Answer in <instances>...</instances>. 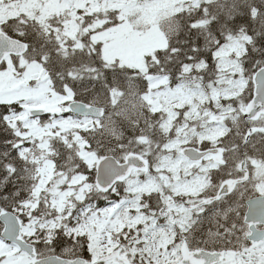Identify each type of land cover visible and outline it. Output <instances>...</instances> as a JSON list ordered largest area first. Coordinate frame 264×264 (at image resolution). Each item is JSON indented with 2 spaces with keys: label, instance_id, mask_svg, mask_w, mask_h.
<instances>
[{
  "label": "snow or ice",
  "instance_id": "obj_1",
  "mask_svg": "<svg viewBox=\"0 0 264 264\" xmlns=\"http://www.w3.org/2000/svg\"><path fill=\"white\" fill-rule=\"evenodd\" d=\"M176 7L133 66L121 0H0V264H264V0Z\"/></svg>",
  "mask_w": 264,
  "mask_h": 264
},
{
  "label": "rangeland",
  "instance_id": "obj_2",
  "mask_svg": "<svg viewBox=\"0 0 264 264\" xmlns=\"http://www.w3.org/2000/svg\"><path fill=\"white\" fill-rule=\"evenodd\" d=\"M182 4V0H145L144 3H138L137 0H121V4L129 9L130 12L139 13L134 24L138 28L121 29L111 35L110 51L114 55H121L125 62L135 66L137 63L142 64L143 54L151 52L156 48H162L165 45V31H167L169 22L173 21L175 13L178 11L176 5ZM190 4L194 5V0H189ZM4 16L13 15L4 11ZM242 51V49H239ZM10 85L7 78L0 80V90L6 91ZM166 104H171L172 99L168 96H161ZM31 133L36 138H41L44 143L39 146L43 150L38 158L43 159L41 165V173L44 176L45 182L58 177L56 172L57 165L50 157L54 155L49 152L48 140L45 137H51V132L48 129H40L39 126H34ZM47 154V155H45ZM84 159L90 163H97L98 160L92 155H84ZM62 182L56 179V183ZM144 190H151V186H146ZM62 206V205H61Z\"/></svg>",
  "mask_w": 264,
  "mask_h": 264
},
{
  "label": "water",
  "instance_id": "obj_3",
  "mask_svg": "<svg viewBox=\"0 0 264 264\" xmlns=\"http://www.w3.org/2000/svg\"><path fill=\"white\" fill-rule=\"evenodd\" d=\"M100 162H98L99 164ZM101 180H106V177L104 175V166H101Z\"/></svg>",
  "mask_w": 264,
  "mask_h": 264
},
{
  "label": "trees",
  "instance_id": "obj_4",
  "mask_svg": "<svg viewBox=\"0 0 264 264\" xmlns=\"http://www.w3.org/2000/svg\"><path fill=\"white\" fill-rule=\"evenodd\" d=\"M194 6V5H193Z\"/></svg>",
  "mask_w": 264,
  "mask_h": 264
}]
</instances>
